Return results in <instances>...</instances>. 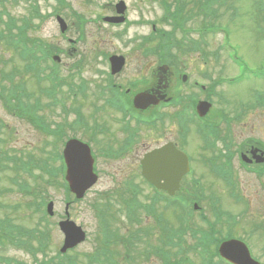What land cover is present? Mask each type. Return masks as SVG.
Here are the masks:
<instances>
[{
  "label": "rangeland",
  "instance_id": "1",
  "mask_svg": "<svg viewBox=\"0 0 264 264\" xmlns=\"http://www.w3.org/2000/svg\"><path fill=\"white\" fill-rule=\"evenodd\" d=\"M116 1L117 0H115L114 2ZM126 1L129 7L127 10V16L129 17L128 20L130 23L125 26L122 25L121 27H114L112 29L104 28L103 30H99V19L97 14H104L106 12L105 1L96 0L91 3H86L83 0H64V3H61L57 0H39L41 13L44 14V17H42L41 19L33 20V24L27 31L29 36L27 38V41H30V38H40L44 41L49 42L50 44H55L59 47H62L64 49V53H62L61 56H63L62 59L64 61L61 64L64 73L66 74L67 67L72 62H74V56L68 57L67 50L70 47H68V44H66L63 40L59 25L56 21V15L58 13L66 17L67 14L68 16H70V20L72 22L78 23V20L72 17L71 14H69V10L67 8L68 6H73L72 4H74L76 7H78L80 14L86 19V23L81 25L83 29H85L86 33L84 37L85 42L83 44L80 43L77 45L75 56L79 58L81 54H84L86 60L88 61L87 67H91L92 62H94V48L98 46L108 48V44L115 43L118 46H116L115 50L118 51V53L121 52L123 54L126 52L128 54L129 64H135L137 62V58L130 51V49H128L130 47V43L126 41L125 46L122 41H120L121 37H119V33L127 32L128 26H130L131 34L126 35V40L131 38V36H134L135 40L137 39V41L141 36H153L152 23L155 21H159L162 13L159 0ZM5 2L6 9L12 15L17 16L18 18L28 16L29 6L32 3L31 0H5ZM230 3L232 4L231 8L226 9L225 6H222L221 8L219 7L216 15L210 19L211 22L221 28L214 33H210L209 35L204 34L205 37H202L207 39L208 52L215 53L218 50L219 46L222 43H225L227 35V40H229L231 46L237 49L239 55L243 60H245L249 68L264 69V32L261 27V24H263L264 26V12H262L263 9L261 7V4L264 3V0H231ZM1 8H3V6H1ZM192 15L193 17L190 21L187 22V25L192 28H198L196 33L191 32V34L194 40H200L201 37L198 33L200 30L199 26H203L205 24L203 22L206 20L200 12L193 11ZM5 19H7L6 16ZM149 20L151 21V23L149 22ZM144 22H147V25L144 24ZM4 24V21L0 22V32ZM139 24L142 26V28L137 27ZM19 25H21V22H19ZM224 29L228 34L224 33ZM73 30H76V28H72V31ZM80 33L81 32H78L77 34V31H75V33L70 34H72V36L76 38ZM4 46L5 42L3 40H0V50H2ZM218 55L219 63L216 64V61L214 59L211 60L212 64L214 65L215 76L223 75L225 77H228L232 74V72L234 75L240 73L235 66L231 65V63L227 61V59L229 58L227 56L226 50L223 49L219 51ZM172 57L173 59L171 63H174L173 68L178 66L180 69H184V67L181 66L183 64H186L189 67L188 70L191 72L193 69L191 60H197L198 55L187 54L186 51H174ZM21 62L22 61H19L18 56L15 55L12 51H5L4 54L0 56V66H3L5 63H7V71L11 69L14 64L18 65L21 69H24L25 64L24 62ZM205 69L206 68L204 66V70ZM1 72L2 71H0V73ZM84 72L88 78L92 77L94 73L87 69H84ZM84 72H82V74ZM126 74L127 69H125L119 75L121 79H124ZM31 80V73L22 72L18 76H15L14 79L10 78L9 80L5 81H3L2 79L1 81L8 88H13L15 87V85H19L23 81L24 86L29 90L32 88ZM86 80L87 85H89L91 81H88V79ZM173 85L174 82L171 83V90H173ZM260 89L264 90V81L253 78L250 75L246 74L243 76L242 82H240L238 85H235V87L224 86L219 89L223 95V98L221 100L219 98L216 100V110L217 108L224 109L227 114L233 116L238 113V106H240L241 103H245L244 105L251 107L253 102V94L255 93L254 91ZM69 97L72 98L71 100L75 99L74 96L66 97L65 102L67 107L71 105V103L69 102ZM78 98H80L79 95ZM88 108L89 106L86 105L84 111L88 114L93 112V110H88ZM59 111L60 110L58 109V112ZM71 117L75 118L76 115L73 114L71 115ZM0 118L3 120L1 125L2 137L6 141H8L6 146L9 148L3 152H0V185L1 187H7V185H10L11 183L13 174L12 172L2 170L4 169L3 163H5V161L1 159L3 157L9 156L10 152H13L14 149L17 152V148H22L24 146H28L26 148L32 153V146L37 144V142L43 138L40 136L39 132L27 121L11 115L5 107L4 101L2 99H0ZM243 118H245L244 123L237 125V122H234L233 125V136L236 137V140H238V134L236 133L237 128L241 126L242 128L246 127L243 137L252 136L255 138H259L264 142V110H262L261 112L257 111V114L252 113V110H248ZM54 119L57 122H60L62 121V116H56L54 117ZM98 120L111 125V122H108L103 118L100 119L99 116ZM93 122L94 121L92 120L91 124H93ZM114 122L116 123L118 122V120H114ZM168 126V132L172 133L174 127H171L170 125ZM150 132L154 133V131ZM78 134L82 135V132L78 131ZM155 134L158 135L159 132ZM164 134H166V131H164ZM164 134L161 135L163 136ZM140 136L141 139L139 147L137 148L135 146L136 149L134 150L133 154V162L125 159L118 160L116 158H111L110 161L102 160V162L99 163V168L101 169V171H103L102 180H104V182L96 186V189H105L106 187L115 185L113 181H110L108 184L105 183L107 182V179L112 178L113 173L118 175L115 177V180L117 181H122V176L127 177L129 175L130 171L132 170V166L130 165L134 164L137 155L143 151L142 149L151 147L152 145V143L148 144V139H153L148 135V130L141 131ZM186 138L188 139L186 140L184 145L195 158L197 176L203 179V183L207 189V193L213 192L215 195H218L221 198L220 204L226 207V210H229L233 214L239 215L241 220L239 226L242 227V231L239 234H242L245 238L247 237V240L250 241L255 253L258 256L262 257V259L264 260V230H256L251 228L254 227V224L264 226V190L259 178L253 173L244 171V169L241 168V166L237 162L236 165L238 169L236 168L235 170L238 172L235 176L238 179V187L241 188V192L245 195V199L248 201V205L244 202L242 203V201L239 202L240 204L233 202V200L230 199L227 195L229 193V191L227 190V186L222 182L220 183L213 176H211L207 167H205L204 164L201 163L200 158H198L199 155L203 152L200 149V137L197 136L194 128ZM83 140L88 141L86 138H83ZM88 142L92 146V143L90 141ZM112 144L114 145V143ZM138 149L142 151H139ZM93 154L95 157H97L98 153L93 149ZM122 172L126 173L123 175ZM131 175L135 174L132 173ZM18 176L19 180L21 181L22 176L19 173ZM29 181L30 183L33 182L31 180ZM186 182L187 183L185 184H188V186H190L192 183L191 178L187 179ZM117 185H119V183ZM46 191L48 192L46 197H52V199H54V201L56 202L57 210L54 217L48 218L45 221L41 220V214L35 213L32 208H28L26 207V205H22L19 210H9L4 207L0 208V216H2L3 218H6L8 216L13 222L10 223L11 226L17 227L19 230H22L24 232L31 231L34 228L38 227L40 231L45 234V236L43 237V247L41 248L38 247V245L41 242L42 238H40L39 236H33L28 239L29 241H32L33 239L37 241L36 246L33 247L31 252L15 248H11L8 250L9 247L7 249L3 248V250L5 251L3 252V254L8 253L11 257L16 258L20 262H23L21 264H35L36 261L40 260L42 254L44 253L49 252V255L57 254L63 244L64 234L58 228V222L66 218L65 194L63 190H59L58 185L46 186ZM0 199H2V201H4L6 204L12 205L11 203L15 202V200L20 201L21 195L20 193H13L4 195L2 197L0 195ZM94 200L95 196L91 193L86 200L75 203V205H73L71 208L72 219L82 224L88 232L87 240L76 247L75 250L69 252V255H72L73 253V255H76L77 253L79 259L82 258V253L92 252L95 250L97 245L96 239L101 236L98 220L96 219L94 211L91 207V203ZM206 207L207 208L205 210V214H210L207 204ZM166 214H170L172 216L170 212H167ZM175 224H177V221H175ZM49 242H51V244H49ZM0 249H2L1 246ZM36 249L38 253L36 252ZM116 249L117 251H119L123 249V246L117 245ZM36 254L39 258L34 257ZM153 260V258L150 261H146V259L137 260L136 262H134V264H155Z\"/></svg>",
  "mask_w": 264,
  "mask_h": 264
},
{
  "label": "trees",
  "instance_id": "2",
  "mask_svg": "<svg viewBox=\"0 0 264 264\" xmlns=\"http://www.w3.org/2000/svg\"><path fill=\"white\" fill-rule=\"evenodd\" d=\"M0 2L4 3L2 0ZM261 7L263 9L262 12H264V3L261 4ZM2 13V12H1ZM3 14V13H2ZM9 22L17 28L16 19L10 18ZM28 26V23H25L24 25V32L26 31ZM12 27H8V33H5V31L1 30L0 37H3L2 40H8L12 39V44H14L19 50L14 49V53L19 55L22 62H24V69H21L18 65L14 64V66L7 71V63H5L3 66L1 65L0 71V96L4 99L6 106L11 109L14 114L21 118H27L28 120L32 121L36 125H40L41 120L38 118L37 113L35 111V108L38 106L40 100L36 101V106H32L27 102V99L25 98V90L18 85H15L13 88H8L6 85L2 83L5 80H9L10 78H14V75H16V71L25 72V73H34L35 75L39 76L40 72H43L44 69H40L41 66V59L44 58L38 56L39 48H40V40H37L36 38H30V41L26 42L21 38L19 42L14 40L13 34L11 32ZM26 33V32H25ZM24 34V33H22ZM19 46H22V48H19ZM12 46L9 44H5L4 48L0 50V56L4 54L5 51H11ZM46 54V53H45ZM46 57V56H45ZM21 62V63H22ZM20 64V63H18ZM3 69V70H2ZM12 71V73H10ZM55 72L49 74V78L52 81L60 79V74L57 69L54 70ZM59 83L57 85L52 84L51 86L43 88V92L47 94V96H51L54 98V100H57V91L56 88H59ZM22 89V90H21ZM23 92H21V91ZM5 146V144H4ZM25 151V150H23ZM34 152V151H33ZM28 155H31L29 152H27ZM11 157L15 159L17 155H14L11 153ZM60 159V157H59ZM51 162V161H50ZM57 160L54 162L56 163ZM39 170L44 173L48 174L52 178H62L63 172H64V166L63 163H58L57 166H50L48 161L45 159L39 161ZM20 187H22L24 190L28 189V184L26 182H20ZM38 190L33 189V187L30 185V192L28 191V195L37 196ZM8 222H11V219L7 216L5 219H2L0 217V246L2 248H10L11 246H21L25 245L22 241V236H25V233L23 232H14L13 228L7 224ZM21 264V262H16L14 259L11 258H2L0 260V264ZM69 264H74L73 262Z\"/></svg>",
  "mask_w": 264,
  "mask_h": 264
},
{
  "label": "flooded vegetation",
  "instance_id": "3",
  "mask_svg": "<svg viewBox=\"0 0 264 264\" xmlns=\"http://www.w3.org/2000/svg\"><path fill=\"white\" fill-rule=\"evenodd\" d=\"M111 8L114 9V6L111 5V7L109 6L108 8V12L111 13ZM70 14V13H69ZM68 17V16H67ZM70 17V16H69ZM68 17V20L70 22L69 24V29L70 31H72L71 28H76L77 27V23L76 22H72L70 20V18ZM163 26L165 28H170L171 27V23L169 22L168 18L165 17V19L163 20ZM76 31V30H73ZM70 40V38H69ZM127 69V74L125 76L124 79H121L120 75L116 76V80L120 81L121 83L125 84L127 89L125 90V92H123L122 94H130L132 93V99L134 98V96L136 95V93L140 92V91H144V90H148V91H158L159 94L166 95V98L160 101V105H168V106H173L174 105V101H173V96H174V92L173 90L170 89L171 86V81L173 79L174 73L172 70H168L167 74H164L161 71V68H157L154 69L152 74L154 77V82L152 83L150 78H151V65H150V61L149 60H137V62L135 64H129V60L127 62V64L123 67L122 72ZM101 72H103V74L101 75H97L98 78H100L101 81H105L108 77L109 74H104V72H109V67H101L100 68ZM121 72V73H122ZM168 82L167 87L164 88V82ZM138 82L140 83V86L137 87L136 89L134 88V83ZM139 85V84H138ZM102 87L104 85H101ZM131 88V89H128ZM173 89H174V85H173ZM170 98V99H169ZM153 108L155 107H150L148 108L146 111H139V110H133L131 112H136L138 114H144L147 115V112H150L151 110H154ZM173 108L169 107V111L171 112ZM111 125L106 124L105 128L110 130V133H105L101 136L100 140L98 142H101L103 144H111L114 143V145H119V144H130L131 141H133L134 135H133V131L131 129H129L127 127L126 124L120 123V122H113L110 123ZM114 127V129H113ZM109 136H111V138H109Z\"/></svg>",
  "mask_w": 264,
  "mask_h": 264
},
{
  "label": "water",
  "instance_id": "4",
  "mask_svg": "<svg viewBox=\"0 0 264 264\" xmlns=\"http://www.w3.org/2000/svg\"><path fill=\"white\" fill-rule=\"evenodd\" d=\"M62 28L64 27V22L63 20H60ZM66 158L69 162L70 165V179L73 184V189L76 190L77 192H80L82 189V185L88 181L85 179L83 182L82 178L85 176L92 177V160L89 155V150L86 145L73 141L68 144L67 149H66ZM157 160L155 164L160 163V154L156 153ZM166 164L162 163V167L158 169L153 175L154 177L160 179L161 178V173L163 172V175L169 174L168 168H166ZM84 238V234L82 232H71L68 239L66 240V245L63 248V250H66V248L69 246H73L74 243H77L81 239ZM236 261H239L240 264H251L253 263L252 261L249 262V257L242 255L241 257L238 256L237 258H233Z\"/></svg>",
  "mask_w": 264,
  "mask_h": 264
}]
</instances>
